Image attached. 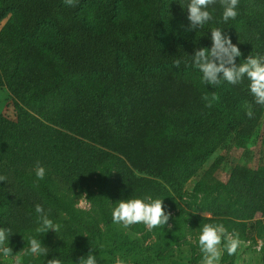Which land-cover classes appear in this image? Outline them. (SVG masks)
Masks as SVG:
<instances>
[{
  "label": "trees",
  "instance_id": "trees-1",
  "mask_svg": "<svg viewBox=\"0 0 264 264\" xmlns=\"http://www.w3.org/2000/svg\"><path fill=\"white\" fill-rule=\"evenodd\" d=\"M86 3L0 0V20L10 15L9 32L15 35L13 42L0 41V67L8 86L20 97L14 102V119L0 114V176L7 177L0 182V227L11 229L9 247L14 255L27 246L29 236L48 248L47 255L25 253L24 264H47L52 258H59L62 264H79L89 252L98 260L104 252V232L96 221L84 220L75 208L84 193L90 195L106 226L113 223L112 210L120 200L151 195L172 202L170 189L181 188L219 147L231 141L247 151L260 121L259 104L247 77L236 85L226 81L208 85L191 65L190 56L197 48H211L214 28L247 44L241 57L263 54L264 0H239L235 19L205 23L188 38L166 32L171 12L167 0H146V14L137 19L120 14L121 0H104L95 8L98 25L83 16ZM44 24H50L55 32L43 46L49 60L57 63V74L54 71L47 83L17 92L21 78L23 84L32 81L15 65L24 44L38 38ZM241 57L238 64L243 63ZM176 59L181 60L179 67ZM166 70L181 77L188 72L198 79V87L210 97L202 108L196 107L199 112H183L182 104L159 99L150 106L148 99L153 95L135 99V103L126 100L129 76L141 79ZM79 82H88L96 92L86 97L78 89ZM82 100L87 101L83 109ZM86 138L118 150L102 152ZM262 138L255 159L246 153L253 165L241 180L250 206L258 209L264 208V176H258L264 168V133ZM173 144L185 147L170 150ZM131 146L144 152L166 149L164 163L152 159L146 163L148 178L130 177L122 155ZM143 158L136 162L143 164ZM37 162L46 170L42 180L35 174ZM136 162L132 160L139 171L140 163ZM161 181L167 182L168 188ZM38 204L61 225L58 232H36L40 226L35 210Z\"/></svg>",
  "mask_w": 264,
  "mask_h": 264
},
{
  "label": "rangeland",
  "instance_id": "rangeland-1",
  "mask_svg": "<svg viewBox=\"0 0 264 264\" xmlns=\"http://www.w3.org/2000/svg\"><path fill=\"white\" fill-rule=\"evenodd\" d=\"M103 2L104 0H87L83 16L90 24H100L95 8L102 5ZM189 3L190 0H167V4L171 8L170 23L166 31L168 34L174 33L179 37L188 38L198 33V28L195 31L186 30L189 25L187 20V5ZM146 8V0H121L120 14H129L132 18L137 19L146 14ZM208 10L212 19L207 23H213L223 18V7L220 0H216V3ZM10 19V15H7L0 20V41L3 38V40H12V37L15 36L13 32H9ZM54 36L53 27L50 24H44L40 28L38 38L24 44L22 56L19 64L15 65V69L20 73H25L27 79H30L32 83L23 84L21 78L18 82L19 87L16 88L17 92H26L37 84L47 83L57 74L54 69L57 63L49 60L48 50L43 46V41L52 39ZM230 38L241 52L245 51L247 45L245 42H237L235 36H230ZM261 39L264 40L263 34H261ZM260 56H264V53ZM245 59L247 58L241 57L243 62ZM0 76V114L14 119L16 116L14 102L20 97L18 98L12 87L8 86L4 79L6 75L3 74L1 67ZM182 80L187 82L180 84ZM196 80L198 79L188 72L181 77L171 70L152 73L141 79L129 76L125 97L129 102L135 103V99L141 100L153 95L148 99L150 106L156 105L153 102L154 99H159L168 104H182L180 110L183 112H199L196 107L202 108L210 100V97L206 96L198 87ZM78 85L80 87L78 89L86 97L97 90L88 82H79ZM177 96L180 98L177 99ZM82 102L80 106L83 109L84 106L86 107L87 101L82 100ZM257 113H260L259 125L247 143V151L238 149L231 144V141H228L225 146L215 150L206 163L197 169L195 174L182 184L181 188L177 186L178 188L170 189L174 201H163L165 211L171 213L168 225L149 229L143 223H139L125 228L123 224L113 222L111 226H106L90 195L87 194V201L83 207L77 206L80 198L75 203L79 215L84 220L96 221L104 232L101 246L104 252L97 260L98 264H116L118 258L125 261V264H201L203 253L199 247V235L203 225L207 223H222L227 233H238L242 241L236 254L230 256L223 246L222 238V243L219 246L221 251L219 264H264V208L258 209L250 206L249 195L243 190V181H241L253 165V162H249L245 158L246 153L255 159V153L262 144L264 105H259ZM86 140L102 152L118 150L117 146L107 147L100 142H93L90 138H86ZM184 147L183 144H173L170 150ZM125 151L127 154L122 155V164H127L130 177L143 179L148 178L146 163L151 162L152 159L164 163L167 150L161 148L144 152L131 146ZM142 157H144L145 165L144 162L143 164L136 162L139 158L142 160ZM132 160L140 163L139 171L132 164ZM258 176H264V168L258 171ZM161 183L168 188L167 182L161 181ZM112 207L114 208L113 205ZM24 254L23 252L18 254L16 264H24ZM0 264H9V260L0 256Z\"/></svg>",
  "mask_w": 264,
  "mask_h": 264
},
{
  "label": "clouds",
  "instance_id": "clouds-1",
  "mask_svg": "<svg viewBox=\"0 0 264 264\" xmlns=\"http://www.w3.org/2000/svg\"><path fill=\"white\" fill-rule=\"evenodd\" d=\"M69 5L73 0H65ZM216 3V0H190L187 5V20L189 25L187 31H195L203 27L205 23L212 19L209 7ZM223 7V20L227 23L230 19H235L238 15L237 7L239 0H220ZM211 48H197L194 55L190 56L191 65L202 74V82L216 86L226 81L236 85L247 77L250 81L249 88L255 98V102L264 105V56L249 55L243 63H237V58L242 56L240 48L232 43L230 36L224 33L223 29L214 28L211 30ZM180 59L175 60V65L179 67ZM249 118L253 116L251 109L247 112ZM37 180L45 177L46 170L37 162L35 166ZM7 177L0 176V182L6 181ZM87 201V193L81 196L78 207H83ZM36 212L39 214V227L37 233L55 231L61 228L60 224L54 223L41 205H36ZM170 212L164 209L163 201L159 198L153 199L151 195L143 198H130L120 200L113 212L112 219L116 224H123L125 228L143 223L147 228L153 229L158 226L169 224ZM10 228L0 227V256L9 260V264H16L18 254H13V249L9 247ZM224 240V248L228 255L236 254L242 241L239 234L227 233L225 226L220 224H204L199 235V247L203 253L201 264H219L221 251L219 246ZM30 255H47L48 248L34 236H29L27 246L21 251ZM20 252V253H21ZM47 264H62L59 258H52ZM79 264H98L96 256L89 252L86 257H82ZM116 264H125L121 259L116 260Z\"/></svg>",
  "mask_w": 264,
  "mask_h": 264
},
{
  "label": "built area",
  "instance_id": "built-area-1",
  "mask_svg": "<svg viewBox=\"0 0 264 264\" xmlns=\"http://www.w3.org/2000/svg\"><path fill=\"white\" fill-rule=\"evenodd\" d=\"M264 219V218H263Z\"/></svg>",
  "mask_w": 264,
  "mask_h": 264
}]
</instances>
